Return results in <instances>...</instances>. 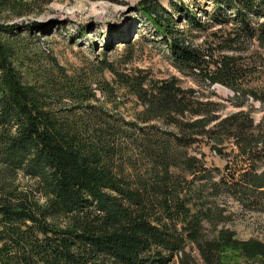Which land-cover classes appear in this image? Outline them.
I'll return each instance as SVG.
<instances>
[{"label": "trees", "instance_id": "obj_1", "mask_svg": "<svg viewBox=\"0 0 264 264\" xmlns=\"http://www.w3.org/2000/svg\"><path fill=\"white\" fill-rule=\"evenodd\" d=\"M213 1L216 23L231 20L236 36L264 44V20L251 22L252 15L264 14V0ZM51 2L0 0V264H264V243L237 240L226 229L200 239L189 226L195 189L176 171L184 167L195 177L196 161L187 154L180 159L179 151L197 136H213L222 145L218 138L225 133L223 121L206 129V105L188 102L175 80L151 89L146 80L130 83L128 93L146 117L142 123L162 121L169 130L146 132L138 122L103 112L86 82L59 75L60 68L38 79L21 73V26L10 23ZM225 9L233 18L220 22ZM140 10L180 69L214 64L211 84L264 105V86L250 88L234 59L204 61L199 49L185 45L183 32L162 21L163 10L145 2ZM249 137L236 144L235 155L255 153L256 137ZM181 211L190 212L186 233L177 228ZM186 241L195 244L198 259L184 252Z\"/></svg>", "mask_w": 264, "mask_h": 264}, {"label": "rangeland", "instance_id": "obj_2", "mask_svg": "<svg viewBox=\"0 0 264 264\" xmlns=\"http://www.w3.org/2000/svg\"><path fill=\"white\" fill-rule=\"evenodd\" d=\"M144 2L163 10L162 21L183 32L181 39L185 45L199 49L204 61L234 59L250 88L264 86V44L236 36L229 20L233 12L229 9L220 12L222 21L218 19L223 22L226 15L228 24L216 23L213 0H52L34 14L12 19L10 23L21 26V73H32L38 79L55 74L60 68L59 75L86 82L98 101L96 106L104 108L103 112L138 122L146 132L152 127L161 132L169 130L162 121L142 123L146 117L128 93L130 83L146 80V88L151 89L157 82L175 80L188 102L206 105L211 119L206 129L223 121L225 133L221 132L218 138L225 140L222 145L213 136H197L187 151L182 148L177 154L180 159L187 154L196 161L195 177L184 167L176 171L178 176L193 182L195 189L192 203L187 206L195 214L189 226H195L200 239L209 240L216 231L226 229L237 240L264 243V194L258 192L264 193V105L220 83L211 84L207 76L217 73L214 64L210 63L205 70L180 69L167 41L142 14L140 6ZM191 15L198 24H192ZM255 20L263 21L264 14L252 15L251 22ZM240 80L236 86L241 84ZM236 115L237 118L230 119ZM251 134L256 137L251 142V146H256L255 153L235 155L236 144L250 141ZM240 135L244 137L238 139ZM189 215L190 212H180L177 228L182 233H186ZM184 252L198 259L193 242L186 241ZM171 264H177L176 260Z\"/></svg>", "mask_w": 264, "mask_h": 264}]
</instances>
